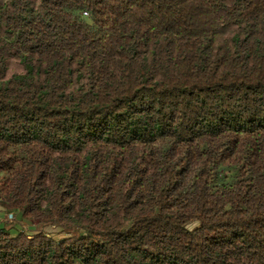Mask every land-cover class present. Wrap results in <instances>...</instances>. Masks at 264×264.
I'll list each match as a JSON object with an SVG mask.
<instances>
[{"label":"trees","instance_id":"16d2710c","mask_svg":"<svg viewBox=\"0 0 264 264\" xmlns=\"http://www.w3.org/2000/svg\"><path fill=\"white\" fill-rule=\"evenodd\" d=\"M0 210V264H264V0H0Z\"/></svg>","mask_w":264,"mask_h":264},{"label":"rangeland","instance_id":"374dc122","mask_svg":"<svg viewBox=\"0 0 264 264\" xmlns=\"http://www.w3.org/2000/svg\"><path fill=\"white\" fill-rule=\"evenodd\" d=\"M3 223H4L3 224L4 227L11 231L17 229V230H24L28 233H33L35 231L41 230L40 226L26 225L25 223H23L20 217L14 214L9 215L8 213H6ZM43 230L48 234L52 235L54 238H61L65 236V233L62 232L59 228L49 227V228H44Z\"/></svg>","mask_w":264,"mask_h":264},{"label":"crops","instance_id":"0c3cea01","mask_svg":"<svg viewBox=\"0 0 264 264\" xmlns=\"http://www.w3.org/2000/svg\"><path fill=\"white\" fill-rule=\"evenodd\" d=\"M5 216H6V213L0 210V229L5 228L3 225L4 224L3 221H4Z\"/></svg>","mask_w":264,"mask_h":264}]
</instances>
